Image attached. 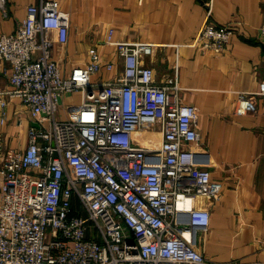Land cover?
Instances as JSON below:
<instances>
[{
    "label": "built area",
    "instance_id": "1",
    "mask_svg": "<svg viewBox=\"0 0 264 264\" xmlns=\"http://www.w3.org/2000/svg\"><path fill=\"white\" fill-rule=\"evenodd\" d=\"M5 11V0H0ZM207 18L195 42L223 50L231 23ZM264 39V23L259 27ZM69 26L56 0L29 4L12 33L0 35V60L11 65L6 91L30 111L33 123L23 149L7 148L0 176V264H217L197 247V231L210 223L198 198L217 199L222 183L197 161L199 115L183 102L174 77L157 83L145 62L156 43L113 39L123 68L108 81L92 83L104 62L96 46L90 59L69 73L54 58ZM82 90L79 105H64ZM259 88L242 92L236 113L257 111ZM7 100L0 97V117Z\"/></svg>",
    "mask_w": 264,
    "mask_h": 264
},
{
    "label": "crops",
    "instance_id": "2",
    "mask_svg": "<svg viewBox=\"0 0 264 264\" xmlns=\"http://www.w3.org/2000/svg\"><path fill=\"white\" fill-rule=\"evenodd\" d=\"M41 0H5L0 5V35L16 31L29 4ZM68 22L65 44L53 48L64 73L89 59L96 46L105 64L91 74L94 84L108 81L123 68L113 39L148 41L158 46L145 62L152 66L157 83L174 77L183 87V102L199 115L201 140L193 146L197 161L222 183L217 199L198 198L196 205L210 211V223L197 231V247L217 264H264V95L256 97L255 113H236L242 92L259 88L264 80V0H56ZM217 25L231 23L234 32L221 51L202 50L195 36L207 18ZM11 65L0 60V97L7 100L6 118L0 117V166L5 149H23L33 124L29 108L6 91L12 87ZM82 90L67 93L64 105L82 103ZM0 176V193L2 186Z\"/></svg>",
    "mask_w": 264,
    "mask_h": 264
},
{
    "label": "water",
    "instance_id": "3",
    "mask_svg": "<svg viewBox=\"0 0 264 264\" xmlns=\"http://www.w3.org/2000/svg\"><path fill=\"white\" fill-rule=\"evenodd\" d=\"M34 125H37V123H33Z\"/></svg>",
    "mask_w": 264,
    "mask_h": 264
}]
</instances>
